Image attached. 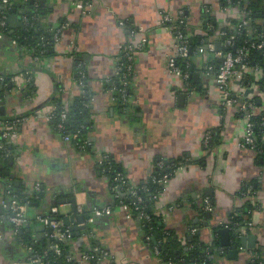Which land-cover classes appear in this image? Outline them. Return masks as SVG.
Listing matches in <instances>:
<instances>
[{
  "label": "crops",
  "instance_id": "crops-1",
  "mask_svg": "<svg viewBox=\"0 0 264 264\" xmlns=\"http://www.w3.org/2000/svg\"><path fill=\"white\" fill-rule=\"evenodd\" d=\"M218 1L90 0L89 13L84 15L80 11L82 0H41L42 6L51 11L43 19L49 30L63 20L69 23L55 54L42 58L41 62H35L32 50L20 47L0 32V72L9 77L24 73L17 77L21 79L31 71L36 87L33 92L21 93L23 90L13 85L12 89L4 90L0 99V104L6 105V115L0 119L23 118L16 127L14 165L8 171L16 185L22 184L25 190L31 191L37 182L46 190L39 204L28 207L29 215L46 216L57 207L63 217L68 214L74 217L71 225H78L76 215L84 214L89 229L75 236L69 255L80 264H170L145 242L139 220L127 218L120 204H116L109 180L98 170L104 154L112 156L135 183L160 168L156 160L188 159L184 169L172 177L167 191L157 198L154 213L161 215L167 226L183 239L192 236L190 231L196 228L207 244L214 240L216 223L229 222L233 212L244 206L246 199L239 195L241 187L257 181L259 187L251 200L253 204L259 203L260 208L254 211L251 218L254 226L246 234L256 237L255 246L243 248L240 242L236 259L228 257L230 247L221 246L227 252L216 254V264H249L251 250L262 245L264 251V165L257 162L256 150L239 146L243 118L237 115L236 107L221 116L219 92L213 82L196 73L193 87H184L167 65L172 35L161 23L162 12L174 14L183 9L199 32L203 5H212L217 18H225ZM11 16L8 24L14 31L22 21L19 15ZM120 19H130L148 41L146 48L136 55L133 94L128 107L121 110L103 89L104 79L114 74L118 45L126 39L124 29L119 26ZM71 40L76 44L74 53L69 47ZM73 54L84 58L89 88L96 92L91 105L94 131L90 152L77 151L43 116L54 108L52 97L62 96L69 105L79 94ZM198 59L193 57V63H198ZM263 77L261 72L250 68L248 87L253 92L248 95L257 97V111L264 114V97L259 95ZM235 86L241 88L238 83ZM182 94L185 97L180 99ZM208 133L213 141L211 147L205 142ZM1 195L0 182V198ZM70 196L76 199L77 213L71 204L61 202ZM204 197L213 205L211 219L203 208ZM106 206H112L113 212L93 213L95 208ZM11 216L0 204V264H29L31 252L20 243ZM42 225L36 223L28 228L34 243L51 236L50 227L43 225V231L37 230ZM92 241L97 251L103 249L109 257L92 262L81 258L80 244L89 245Z\"/></svg>",
  "mask_w": 264,
  "mask_h": 264
},
{
  "label": "trees",
  "instance_id": "trees-1",
  "mask_svg": "<svg viewBox=\"0 0 264 264\" xmlns=\"http://www.w3.org/2000/svg\"><path fill=\"white\" fill-rule=\"evenodd\" d=\"M11 7H1L0 9L5 10L10 17L12 14L19 15L20 20L22 21V26H19L16 30H11L10 28H3L1 27V32L8 38H11L17 42V44L22 47L33 51L34 55H39L40 57L44 58L47 56H52L55 54L56 45L53 40L54 31L49 30V24L43 21L45 16L50 14V10L46 7L42 6L41 0H19L20 3L16 2L15 0ZM224 2V1H222ZM235 3L236 0H233ZM2 3V0H1ZM3 4V3H2ZM226 4V3H225ZM240 9L245 10L247 13L244 15V19L247 22L246 27L254 29V33L249 34L247 29H243L238 33H234L237 39V45H247L251 46V43L254 40V37L259 34L260 32L264 31V0H243L239 6ZM23 9V12L20 10ZM1 15V12H0ZM234 9L233 5H231L230 9V19H228V23L226 27L222 28L227 31L228 35L231 32L228 28L229 23H235L236 19L234 18ZM201 19H207L210 23L215 27V30L219 27V20L216 16H213L210 12H205L203 7L201 8ZM121 20V19H120ZM63 20L62 22H64ZM262 21V22H261ZM252 24H249V23ZM177 21H174L172 24H176ZM134 25H132L131 20H125L124 30L126 35L129 36L130 31L133 29ZM245 27V28H246ZM137 28V27H136ZM206 29L205 25H202V30ZM215 30L207 31L208 34H214ZM11 31H13L11 33ZM201 33H197L193 37L192 41V51L198 49L201 45L199 39L201 37ZM226 49V48H225ZM251 62L252 61L260 62L261 65H264V52L260 51L256 48L251 47ZM74 53V51H73ZM122 56V54H121ZM192 56V53L185 59H179L178 65L181 67L182 70L185 71H193L195 70L196 65H192L187 67L188 60ZM74 59V72L76 74L77 80V87H79V80L82 76V71L86 69V63L83 57L78 56L77 54H73ZM31 72V71H30ZM29 72V73H30ZM124 72V70H123ZM24 74V73H22ZM21 74V75H22ZM21 75H14L15 77ZM32 75V73H31ZM13 76V75H12ZM33 80L31 83L28 84L27 88L21 91V93H25V91L33 92L36 87L34 85L35 77L34 74ZM133 73L127 76V79H124V74L120 73L118 75H112L109 78L104 79L103 89L106 92L112 93V97L114 102L116 103V107L118 109H125L128 107L130 97L133 94ZM22 77V76H21ZM11 79V76L8 77V80ZM128 81V85L124 84V81ZM89 75L83 78V88L86 90L84 94H78L74 96L73 101L71 104L66 105L63 100V97H52L51 100L54 104L53 112L55 116L52 120L49 121L51 126L57 132L59 131V123L61 122V112L63 110L67 111V119L63 122L64 129L62 130L63 135H71L72 137L76 135L75 138L72 139L71 145L80 152H90L92 151V143L87 142L88 138H90L94 131V126L92 124V117H91V101L93 97L96 96V92L92 91L89 88ZM259 88L261 87L264 90V78L261 79L259 82ZM8 86H1L2 91L7 88ZM113 90V91H112ZM127 98L125 101L124 98ZM253 99L256 100L257 97L253 96ZM1 99V98H0ZM240 117H243V112L237 113ZM264 114L256 115L254 118L255 122V133L258 137L256 142V148L258 151V158L257 162L259 164L264 165V125H262V117ZM12 120V118H8V120ZM60 134V135H62ZM2 142L7 143V149L12 152L10 155L5 156L4 152L0 151V182L3 186L6 184L11 183L12 191L11 194L6 195V198H12L13 196L19 198L23 203H26L28 207L33 208L41 200H43L46 196V190L42 187V190L37 193H33L31 191L25 190L22 184L16 185L15 180L7 174V171L12 167L10 165V160H14V153H15V145L14 142H7L3 140ZM213 145L212 139L208 140L206 146L211 147ZM188 160L186 158H176V159H168V160H156V163L161 164L160 168L153 173L156 177H161L165 174H168L169 177L174 176V171L178 169L183 164H186ZM98 170L100 175L104 174L105 177L109 180L110 186L114 187L117 182L115 181V177L118 175L125 176L124 180L126 183H132V181L127 177L126 173L122 169V166L117 163L112 156H108V159L102 163H99ZM257 181L252 180L248 183H245L240 189V197L245 198V204L242 208H238L233 212L229 220V228L231 233L233 234V241L234 243L240 244L241 238L238 235V228L243 225L246 221L252 218L254 211L259 208V204H253L252 202V194L256 190H258L256 183ZM249 188L252 189L251 194H246ZM136 190L138 195L143 198L142 202V209L146 214H148V218H140L139 214L140 211H134V219H138L141 225V228L144 232V240L148 243L152 248L156 249L159 252V256L165 262L170 264H213L215 262L216 254L221 250V243L220 237L218 236V229L223 226H216L214 228L215 236L214 240L211 244L205 243L199 232L192 236H188L187 238L183 239L179 237L175 230L168 227L164 218L154 213V206L157 201V198L162 192V185L154 181V179L150 176L146 179H143L136 184ZM118 192V191H117ZM121 193L123 197H119L115 200L116 204L121 203L124 201L126 203H132L134 197L129 194L126 187L121 189ZM39 196L41 200L35 199L34 196ZM31 196V197H30ZM134 208L133 205H131ZM53 215V217L57 219H63V216L60 213H52L51 210L48 211L47 215ZM29 225L22 226L17 233L18 239L20 243L26 245L30 250V257L34 258L36 255H40L44 258L45 264H80L77 260H68L70 258L69 255L72 254L73 242L75 237H69L66 240H59L57 238H53L51 236H46L38 243H34L30 232H28ZM57 245V249L50 248L51 245ZM94 242L92 241L91 244L81 243L80 249L82 254L80 255L81 258H86L92 256L90 258V262L94 261L95 254L97 255V250L93 246ZM227 252V249H224ZM253 252L259 255L260 257L263 256V247L262 245H258L253 249ZM28 255V254H27ZM264 262V257L259 258L258 261L250 264H259V261Z\"/></svg>",
  "mask_w": 264,
  "mask_h": 264
},
{
  "label": "built area",
  "instance_id": "built-area-1",
  "mask_svg": "<svg viewBox=\"0 0 264 264\" xmlns=\"http://www.w3.org/2000/svg\"><path fill=\"white\" fill-rule=\"evenodd\" d=\"M224 1V2H222ZM243 0H236L234 3L233 0H219L218 1V7L220 10V13L222 12L223 15H225V18L223 20H220L217 18V14L214 13L212 5L205 4L203 5V9L205 12H210L213 16H216V18L219 20V27L215 30V27L210 23L207 19H201L200 20V33L201 37L199 39L201 45L194 51L191 52L192 49V39L195 35H197V32L195 28L192 26L191 22L187 18V15L185 14V11L183 9L178 10L176 13L173 14V12H162V25L164 26L165 30L169 32L172 35V50L167 54V65L169 68V71L172 74H175L177 77H179L181 83L184 87H193L192 79L197 74H199L200 78L203 80L211 81L213 82L214 86L219 92V104L221 107V116H224L227 110L231 109L232 107H236L237 113L243 112V120H244V128L242 131V139L239 142V146L243 149H250V150H256V142H257V135L255 133V122L254 118L256 115H261L262 113L260 111H257L258 105H256V100L253 99L252 95L246 96V90L249 89L248 87V80H249V70L250 68H254L256 71L261 72V75L264 76V65H261L260 62L252 61V65H250L251 62V47L256 48L260 51L264 52V31L260 32L259 34L254 37L253 42L251 43V46L247 45H237V39L234 33H238L242 31L243 29H247L248 33L252 35L254 33V29L247 28L246 24L247 22L244 19V15L247 13L245 10H242L239 8L240 3ZM84 3L80 11L86 15L89 13V5L90 0H82ZM3 3V4H2ZM0 0V8L3 7H11L13 4L10 0ZM226 3V4H225ZM231 5H233L234 9V18L236 19L235 23H229L228 28L231 32L230 35H228L227 31H225L224 27H226L228 23V19H230V9ZM80 6V4H79ZM1 15H0V28H10L8 24V14L5 10L0 9ZM20 12H23V9L20 10ZM125 20L128 19H121L119 20V26L124 29ZM174 21H177L176 24H172ZM262 22V21H261ZM249 24H252L251 22ZM202 25L206 26V29L204 31L202 30ZM69 23L67 21L58 23L57 25L52 28V31H54L53 40L55 45L62 42L64 38V31L68 28ZM246 27V28H245ZM215 30L214 34H208L207 31ZM125 31V30H124ZM1 32V29H0ZM126 33V32H125ZM147 37L144 34L143 31L136 28V26L133 27V29L130 31L129 36L126 35V39L121 42L118 45V55L115 59V71L114 75H118L120 73L124 74V79H127V76L129 74H132L134 72V66L136 61V55L144 50L147 45ZM220 42L221 49L217 50V43ZM69 47L72 51L75 50L76 44L75 41L71 40L69 42ZM226 48V49H225ZM192 53V56L188 60L187 67L194 66L195 70L193 71H185L182 70L181 67L178 65L179 59H185L187 60V57ZM122 54V56H121ZM264 55V54H263ZM35 62H41L42 57L39 55H34ZM193 57H199L198 63H193L192 58ZM124 70V72H123ZM88 74V71H85V69L82 71L81 79L79 80V94H84L86 90L81 86L83 84V78H85ZM7 75L0 72V87L1 86H9L10 83L13 85H16V87L20 90H24L27 88L28 84L32 82L33 76L30 73H26L23 78L18 79L17 77H11L10 80H8ZM264 78V77H263ZM209 83V82H208ZM238 83L241 88H236L235 84ZM104 84V82H103ZM125 85H128V81H124ZM247 86V87H246ZM71 90V88H69ZM113 91V90H112ZM111 95V99L114 101L112 97L111 91L109 92ZM259 95L264 97V90L260 88ZM96 97V96H95ZM95 97H93L91 104L92 105L95 101ZM125 101L127 98H124ZM43 114V113H42ZM44 118L47 121H50L54 118L55 113L53 111H50L48 113L43 114ZM23 118H16L12 120L8 119H0V151L2 153L4 152V155H10L12 152L7 149V143L2 142L3 140H6L8 143L13 142L14 139L17 137V129L16 127L19 125L20 121ZM67 119V111L63 110L61 112V122L59 123V134H62V130L64 129L63 122ZM262 125H264V116L262 117ZM62 132V133H61ZM64 139V141L71 143L72 139L76 137L74 135L73 137L71 135H61ZM91 138V137H90ZM90 138H88L87 142L90 141ZM210 138V133L206 135L205 142ZM91 143V141H90ZM258 152V151H257ZM108 154L102 155L99 163H102L108 159ZM17 156L16 158H18ZM188 160V159H186ZM189 161V160H188ZM1 163V162H0ZM186 164H183L178 169L174 171V174H177L179 171L183 170ZM151 177L162 185V194L165 193L168 189L169 183L171 181V177L168 176V174H165L161 177H156L154 175H151ZM125 176L118 175L115 177V181L117 184L112 187L113 194L115 200L119 197H123L121 193V189L126 187L127 191H129V194L134 197L131 205L130 203H126L124 201H121L120 207L125 211L126 217L129 219H134V211L138 210L140 211L139 217L140 218H148V214L144 212L142 209V202L143 198L138 195V192L136 190V184L135 182L126 183L124 180ZM42 183L37 182L33 185L31 192L37 193L42 190ZM12 191V185L11 183L6 184V186L2 185V195L0 198V204L8 209L11 212V220L14 225V231L15 233H18V230L24 226L36 223H41L47 227H51L53 229V232L51 233V237L57 238L59 240H66L69 237L72 236V231L67 227L65 230H62L63 226V219H57L53 217V215H29L28 214V206L26 203H23L19 198L13 196L12 198L7 199L6 195L11 194ZM118 191V192H117ZM252 189L249 188L247 191V195L251 194ZM31 196H34L31 194ZM30 196V197H31ZM35 199L41 200V198L37 195L34 196ZM203 208L204 211L212 212L213 211V205L208 197H204L202 199ZM259 204V203H258ZM260 208V206H259ZM114 208L112 206H106L103 208H95L93 213L96 215H104V214H110L112 213ZM79 211L84 212L82 207H79ZM52 213H58V208L53 207L51 210ZM229 222L225 221H218L216 223V226H223L226 228H229ZM254 226V222L252 219L246 221L243 225H241L238 228V235L239 238L242 236H246L248 229H251ZM230 229V228H229ZM190 233L192 235L197 233L196 228H192ZM34 241H37L36 238ZM238 244V243H237ZM240 244H238L239 247ZM51 248L57 249V245H51ZM226 248H221L219 251L220 254H225ZM156 250V249H155ZM156 252L159 254V252L156 250ZM95 259H106L109 257V253L103 249L98 250L97 255L95 254ZM264 257V251L263 256L260 257L256 253L251 250L249 252L248 262L254 263L258 261L259 258ZM89 257H84L83 259L87 262H90ZM68 260H72V257H70ZM216 260L213 264H216ZM44 258L40 255L34 256V258L30 257V263L29 264H45ZM259 264H264V262L261 260L259 261Z\"/></svg>",
  "mask_w": 264,
  "mask_h": 264
},
{
  "label": "water",
  "instance_id": "water-1",
  "mask_svg": "<svg viewBox=\"0 0 264 264\" xmlns=\"http://www.w3.org/2000/svg\"><path fill=\"white\" fill-rule=\"evenodd\" d=\"M42 3H43V1H42ZM11 19H13L12 16L8 18V22L11 21ZM22 25H23L22 23L19 24V26H22ZM12 32L13 31H11V33ZM220 49H221V45H220V42H218L217 43V50H220ZM191 52H192V49H191ZM195 76H196V78L198 77V75H195ZM8 88L12 89L13 88V84L10 83ZM0 91H2V88L0 89ZM249 92H253V90L252 89H248L245 94L248 95ZM3 96H4L3 92H0V98H2ZM183 97H185L184 94L180 95V99H182ZM2 115H6V105H3L1 103L0 104V116H2ZM90 141L92 143L93 138H90ZM10 165L11 166L14 165V160L13 159L10 160ZM53 166H55V165H53ZM7 174H10V172L7 171ZM61 202L62 203H66V204H71L73 212L77 213V203H76V199H75L74 196L67 197L66 199H64ZM211 214H212L211 212L207 213V217L209 219H211V217H212ZM76 217H77L78 222H79L78 225H71L73 220H74V217L71 214L65 215L63 217L62 230H65L67 227L70 228V230L72 231V237L80 236L82 230L89 229L88 224L84 223L85 222L84 214L78 213L76 215ZM44 229H45V227L43 225L37 227V230H39V231H43ZM28 232H30V229H28ZM49 232H51V233L53 232V229L51 227L49 228ZM218 234L220 236L221 246L222 247H230V250H228V257L236 259L238 257L239 247H238L237 243H232L230 229L226 228V227H221V228L218 229ZM240 242H241V246L243 248L254 247L255 246V242H256V237L253 236V235L242 236Z\"/></svg>",
  "mask_w": 264,
  "mask_h": 264
},
{
  "label": "rangeland",
  "instance_id": "rangeland-1",
  "mask_svg": "<svg viewBox=\"0 0 264 264\" xmlns=\"http://www.w3.org/2000/svg\"><path fill=\"white\" fill-rule=\"evenodd\" d=\"M198 31H199V33H200V31H201V29H197Z\"/></svg>",
  "mask_w": 264,
  "mask_h": 264
}]
</instances>
